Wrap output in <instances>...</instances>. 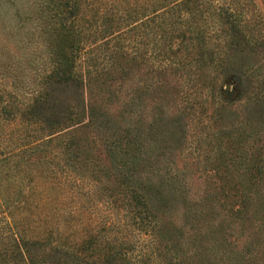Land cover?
<instances>
[{
	"label": "trees",
	"instance_id": "1",
	"mask_svg": "<svg viewBox=\"0 0 264 264\" xmlns=\"http://www.w3.org/2000/svg\"><path fill=\"white\" fill-rule=\"evenodd\" d=\"M0 7V264H264V0Z\"/></svg>",
	"mask_w": 264,
	"mask_h": 264
},
{
	"label": "rangeland",
	"instance_id": "2",
	"mask_svg": "<svg viewBox=\"0 0 264 264\" xmlns=\"http://www.w3.org/2000/svg\"><path fill=\"white\" fill-rule=\"evenodd\" d=\"M0 1H2V0H0ZM13 23H15V21H13V19H12V11L6 9V7L5 8L0 7V42H1V40L8 39L6 34L11 32L10 30L14 25ZM225 82L228 84H232V82L229 79L225 80ZM225 87H227V86H225ZM225 87H224V89H225ZM175 162H176L177 166H180L181 163L186 164L185 160H182V159L179 161L175 160Z\"/></svg>",
	"mask_w": 264,
	"mask_h": 264
},
{
	"label": "water",
	"instance_id": "3",
	"mask_svg": "<svg viewBox=\"0 0 264 264\" xmlns=\"http://www.w3.org/2000/svg\"><path fill=\"white\" fill-rule=\"evenodd\" d=\"M228 88L227 87H225V90H227Z\"/></svg>",
	"mask_w": 264,
	"mask_h": 264
}]
</instances>
